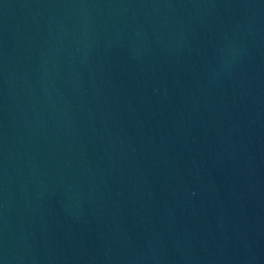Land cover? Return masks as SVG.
Masks as SVG:
<instances>
[{"label": "water", "instance_id": "95a60500", "mask_svg": "<svg viewBox=\"0 0 264 264\" xmlns=\"http://www.w3.org/2000/svg\"><path fill=\"white\" fill-rule=\"evenodd\" d=\"M0 264H264V0H0Z\"/></svg>", "mask_w": 264, "mask_h": 264}]
</instances>
